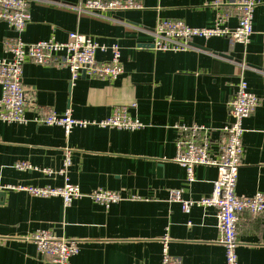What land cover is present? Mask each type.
<instances>
[{"label":"crops","instance_id":"obj_1","mask_svg":"<svg viewBox=\"0 0 264 264\" xmlns=\"http://www.w3.org/2000/svg\"><path fill=\"white\" fill-rule=\"evenodd\" d=\"M85 0H31L30 19L18 34L0 21V59L5 42L14 37L26 43L54 39L65 42L71 32L121 48L124 72L116 79L72 81L71 71L27 61L23 84L28 101L27 123L0 119V264H52L43 259L30 236L47 230L74 240L79 252L71 264H161L163 239L183 264H226L219 242L214 208L193 206L185 212L171 201V190L185 200L210 196L218 169L197 166L194 181L176 162L177 124H200L211 129V150H218L221 129L230 118L229 102L241 80L260 97L261 104L244 120V155L236 191L264 193V0L254 12V33L248 44L227 37L194 39L186 51L153 49L156 24L180 20L193 27L213 26L218 13L235 28L233 0H135L141 8L108 14L107 18L79 15L72 9ZM110 50L97 59L111 58ZM2 87L0 86V100ZM128 107L143 126L136 130L38 124L34 119L52 108L70 111L79 120L101 121L114 108ZM71 150L70 182L87 196L65 206L62 197H38L7 185L62 187L60 170L65 150ZM26 163L29 169L17 164ZM121 193L126 199L105 207L89 194L97 189ZM239 264H264V213L240 214Z\"/></svg>","mask_w":264,"mask_h":264},{"label":"built area","instance_id":"obj_2","mask_svg":"<svg viewBox=\"0 0 264 264\" xmlns=\"http://www.w3.org/2000/svg\"><path fill=\"white\" fill-rule=\"evenodd\" d=\"M31 0H0V21L7 23L12 30L21 34L30 19L29 4ZM215 0L216 7L221 5ZM258 0H233L234 15L237 25L231 29L226 27L228 16L222 12L210 27H193L180 20L162 19L154 30L153 49L157 51H186L191 48L194 39H210L227 37L233 42L248 44L254 33L253 20ZM141 6L135 0H85L72 7L79 15H90L97 18H107L110 13L138 10ZM110 50L111 58L99 61L98 51ZM7 56L0 59V119L9 123H27L26 112L28 101L23 84V65L32 61L40 65H53L67 68L71 71L72 81L83 74L90 78L114 80L123 72L121 48L114 43L110 46L101 44L94 38L71 32L65 42L54 39L34 43H26L21 38H10L5 42ZM261 99L249 90L248 82L241 80L238 89L229 102L230 118L222 127V137L216 152L211 150V129L200 124H177L176 162L185 168L187 180L194 181V170L197 166H212L218 169V177L213 182L210 196L199 200H185L181 190H171V201L182 205L185 212H190L193 206L214 208L219 229V242L225 249L226 264H239L237 247L238 222L240 214L247 212L251 216L264 213V193L257 192L252 196L238 194L236 191L239 170L244 155L243 136L244 120L260 106ZM34 122L49 126H61L65 133L70 134L75 127L98 126L102 128H118L136 130L143 123L133 118L128 107H116L112 114L101 121L79 120L72 117L70 111L63 114L52 108L42 110V114ZM63 167L56 171L44 169L49 176L62 175L65 183L62 187H38L27 185H7L5 189L24 191L38 197H62L65 206L74 200L87 196L77 184L70 182L69 168L71 166V150L66 148ZM18 168L29 169L26 163L17 164ZM95 202L110 207L126 198L117 191L97 189L89 194ZM37 247L38 254L52 264H71V258L79 252V244L74 240L58 238L47 230H37L30 236ZM161 264H183V261L169 252V238L163 239Z\"/></svg>","mask_w":264,"mask_h":264}]
</instances>
